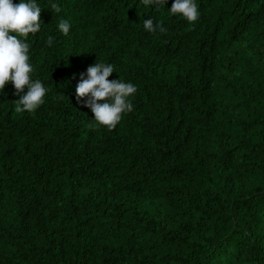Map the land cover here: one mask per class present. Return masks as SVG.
Returning a JSON list of instances; mask_svg holds the SVG:
<instances>
[{
    "label": "trees",
    "instance_id": "trees-1",
    "mask_svg": "<svg viewBox=\"0 0 264 264\" xmlns=\"http://www.w3.org/2000/svg\"><path fill=\"white\" fill-rule=\"evenodd\" d=\"M173 2L36 0L44 103L0 91V264H264V0ZM96 62L137 88L113 130L76 99Z\"/></svg>",
    "mask_w": 264,
    "mask_h": 264
},
{
    "label": "clouds",
    "instance_id": "clouds-1",
    "mask_svg": "<svg viewBox=\"0 0 264 264\" xmlns=\"http://www.w3.org/2000/svg\"><path fill=\"white\" fill-rule=\"evenodd\" d=\"M142 2L145 6L163 7L166 4V0H142ZM50 9L55 12L60 11L55 3L51 4ZM41 11L36 0H20L19 3H13V0H0V91L9 82L14 86L17 95L24 92L27 87V92L16 100L17 113L35 111L43 105L47 92L40 80L32 79L33 67L29 62L30 45L26 39H22L27 38L29 34L35 35L39 32ZM170 12L181 14L190 23L199 18V11L194 0H174ZM58 27L64 35H67L71 25L62 20ZM143 27L151 33L167 31L162 23H154L151 18L144 20ZM53 40L54 37H48L49 46L52 45ZM114 71L112 64L96 62L89 65L86 73L80 74L75 90L76 99L82 100L84 105L91 109L97 124L109 130L115 129L124 113L133 110L129 97L137 91L132 83H126L120 79L109 80V76Z\"/></svg>",
    "mask_w": 264,
    "mask_h": 264
}]
</instances>
